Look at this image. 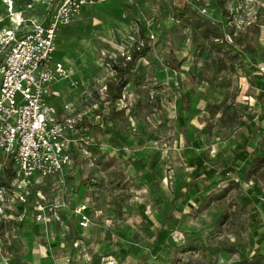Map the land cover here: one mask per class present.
<instances>
[{
    "label": "rangeland",
    "instance_id": "374dc122",
    "mask_svg": "<svg viewBox=\"0 0 264 264\" xmlns=\"http://www.w3.org/2000/svg\"><path fill=\"white\" fill-rule=\"evenodd\" d=\"M44 13L37 7L26 17ZM244 27L256 62L233 44L230 33L244 34ZM60 35L54 57H73L77 72L57 87L79 79L65 101L94 128L78 130L68 178L54 177L45 189L49 204L70 203L71 211L68 224L42 238L55 250L45 264H264V225L250 230L252 212L264 224V209L243 202L264 193L258 175L218 179L204 196L230 182L236 189L207 208L183 196L197 159L220 169L248 141L250 152L264 155V84L257 78L264 0L109 2L86 9ZM138 47L146 55L110 104L109 85L118 77L112 66L124 69ZM4 52L0 47V58ZM159 231L162 248L153 251ZM17 246L6 241L5 250L13 255ZM232 246L236 253L228 252ZM8 252H0V264Z\"/></svg>",
    "mask_w": 264,
    "mask_h": 264
},
{
    "label": "built area",
    "instance_id": "2783aa9c",
    "mask_svg": "<svg viewBox=\"0 0 264 264\" xmlns=\"http://www.w3.org/2000/svg\"><path fill=\"white\" fill-rule=\"evenodd\" d=\"M1 1L0 31L4 35L0 47L5 54L0 62V152L5 161L0 162V175L3 172L5 181L0 177V252L5 248V229L10 222L24 223L27 219L20 208H32L34 222L45 233L52 223L64 224L61 213L65 203L45 206V196L33 190L41 179L63 178L70 171V152L78 139L76 123L82 120L80 114L71 115V104L61 115L50 100L59 96L52 87L72 75L66 61L54 57L57 41L62 30L72 26L86 9L124 0ZM37 7L45 8L40 20L25 17ZM25 26L30 29L17 37ZM260 70L264 75V68ZM70 86L78 85L72 81ZM9 163L10 181L6 173ZM262 184L264 191V181ZM2 262L9 264L8 259Z\"/></svg>",
    "mask_w": 264,
    "mask_h": 264
},
{
    "label": "trees",
    "instance_id": "16d2710c",
    "mask_svg": "<svg viewBox=\"0 0 264 264\" xmlns=\"http://www.w3.org/2000/svg\"><path fill=\"white\" fill-rule=\"evenodd\" d=\"M217 0H215V3ZM217 8H220V5H216ZM245 32L244 34H241L239 36H233L232 33L231 36L233 38V44L238 46V52L239 54H245L250 56L253 61L256 62L258 60L255 51L252 49L248 36H247V30L248 27L243 28ZM238 33V32H236ZM60 40L58 39L57 45H59ZM147 48L143 47L138 50H134L133 53L130 55V59L124 69L121 67H118L116 65L112 66V69L117 73V82L112 83L109 85V90L107 92V101L110 102V104H114L118 99L121 98L122 92L124 89H126V86L129 84V77L128 73L132 69V66L135 62L138 60L144 58L146 55ZM239 54H237L239 56ZM62 57V56H61ZM257 78H260V81L264 84V75H259ZM260 124L262 125L264 123V116H261L259 118ZM85 121H81L80 124H77L78 130H81L82 132H87L89 129L94 128L93 125L90 123H84ZM256 137V136H255ZM250 144V141L246 142V144L240 145L236 151L234 158L232 160H228L223 163L222 167L215 168L213 166H208L206 162H204L202 159H197L195 161V168L193 177L190 183L185 185V193L183 196H192V199L196 205H199V209L207 208L210 206L211 203L214 201H222L226 196L230 193H232L233 190L236 189V184L234 182H230L229 186L221 190L220 193H210L209 195L204 196V192H206L210 186L216 185L218 179H226L229 175H235L239 173V176L243 179L250 180L257 175L261 178V182L264 181V170H262L264 166V155H259L256 153V151L250 152L248 149V145ZM8 169L6 170L7 177L9 181L13 178L12 170H11V163L8 165ZM260 171V172H259ZM69 173L67 172L63 178H68ZM199 182H204V188L200 189ZM206 182L209 184L206 185ZM238 186V185H237ZM256 196H252L251 200L243 199L244 206H249L252 203L256 207L257 205H261L264 209V203L262 202L263 194L262 190L259 189L256 191ZM244 207V208H246ZM61 211V210H60ZM71 213V211H70ZM253 215H251V225L250 230L251 232L259 231L264 224L259 222L258 217L260 216V213L258 210H254L252 212ZM69 214L64 217V223L68 224ZM174 215H171L169 217V220L173 219ZM60 223H52L49 225V228L54 226V229H59ZM61 227V226H60ZM163 232L159 231L157 233V237L155 239L154 245H153V251H158L162 248L161 241H162V234ZM263 238V237H262ZM262 239H259L258 242H260ZM261 243V242H260ZM249 245L253 248L255 246V243H249ZM236 246H232L231 249H229V253H236L237 252Z\"/></svg>",
    "mask_w": 264,
    "mask_h": 264
},
{
    "label": "crops",
    "instance_id": "0c3cea01",
    "mask_svg": "<svg viewBox=\"0 0 264 264\" xmlns=\"http://www.w3.org/2000/svg\"><path fill=\"white\" fill-rule=\"evenodd\" d=\"M2 10V9H1ZM2 12V11H1ZM26 17V16H25ZM33 18H37L38 20L41 19V17H39V15L34 16ZM6 26H8L6 24ZM3 28V27H2ZM1 29V28H0ZM7 30H9V26L6 28ZM30 28L28 27H23L22 29H20V31H18L17 33V37H21L25 32H27ZM61 35L59 36V40ZM59 45H57V52H59L58 50ZM63 60L66 61L65 65L66 68L72 73V75L70 76V78H72L74 76V74L77 72L76 69V64H75V60L73 57H61L58 58L57 60ZM2 60V57L0 58V62ZM79 78V77H78ZM71 81H78V80H71ZM71 83V82H70ZM70 83H63V87L58 88L57 85L52 87V91L55 93H58V97H52L50 100L52 102H54L56 105V108L59 112V114H63L64 113V107L68 104L74 105L72 104L71 101L66 102L65 100L70 99L71 96L70 94H72L76 88H72V86H70ZM59 85V84H58ZM68 115V113L66 114ZM5 161V156L3 155V153L0 152V162H4ZM3 173V172H2ZM1 173L0 177L3 176V174ZM60 179V178H59ZM1 180H3V182L5 181V177H1ZM54 178H49V179H41V182L38 186H35L33 188L34 192H41L44 196H45V202L44 204H47L48 202L46 201V192L45 189L49 188L47 186L53 185ZM61 182H63V180H61ZM70 202V201H69ZM65 203V209L62 211V215L67 216V214L70 213V210L68 208V204ZM53 203L48 205H52ZM22 213H26V218L23 223H18L17 221H13L10 222V224L6 227L5 232H6V237H5V241L7 242H11V244L13 243L14 246H17L16 244L18 243L17 246V250H19V252H15L13 253V255L11 253H9L8 251L4 250L5 252H8V254L6 255L7 259L9 260V264H45L46 260H48V258L51 256V252H54V248L51 247L50 245V249L47 248L45 245H43V243H41V241H43V239H46L48 235L45 234V232H43V227L41 225L36 224L34 222V211L32 208L27 207V208H20V214ZM31 213V215H29ZM22 227V232L19 231V228ZM38 237V238H37ZM39 237H41V240L39 239ZM43 238V239H42ZM44 248V250H43ZM57 248V247H56ZM20 251H22L23 253H21ZM14 252V251H13ZM24 256H23V255ZM17 255V257H16ZM28 257V258H25Z\"/></svg>",
    "mask_w": 264,
    "mask_h": 264
}]
</instances>
